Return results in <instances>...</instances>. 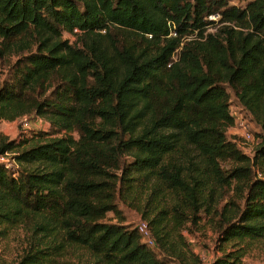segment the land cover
I'll return each instance as SVG.
<instances>
[{
	"label": "trees",
	"instance_id": "16d2710c",
	"mask_svg": "<svg viewBox=\"0 0 264 264\" xmlns=\"http://www.w3.org/2000/svg\"><path fill=\"white\" fill-rule=\"evenodd\" d=\"M11 57L0 121L35 114L58 134L0 130L15 164L0 163V237L26 236L15 264L81 250L90 264H197L183 231L200 213L219 226L210 264H242L264 239V142L248 156L226 139L228 89L264 130V0H0V66Z\"/></svg>",
	"mask_w": 264,
	"mask_h": 264
},
{
	"label": "rangeland",
	"instance_id": "374dc122",
	"mask_svg": "<svg viewBox=\"0 0 264 264\" xmlns=\"http://www.w3.org/2000/svg\"><path fill=\"white\" fill-rule=\"evenodd\" d=\"M230 5H236L243 7L245 5V0H228ZM209 19V18H208ZM218 19V18H217ZM208 31H214V27H209ZM64 38L70 39L73 41L75 36L64 33ZM15 60V57L5 59L0 66V80L6 79L8 75V70L10 65ZM230 93V102L232 107L236 109L235 105L237 100L234 97L231 90ZM243 116H245L243 114ZM245 118L250 122V131L253 135V140L243 141L241 137L240 130L236 127V120L234 118V124L227 128L226 130V139L232 143H235L237 148L241 150L244 154L252 156L256 148L260 143L264 142V130L259 123H257L252 117L245 116ZM0 130L6 135L9 140H16L17 142L22 141L23 139H30L36 135H40L42 138L57 136L53 130L50 122L47 119L36 116L35 114L24 115L14 121H0ZM76 137V134H74ZM9 162L14 166V162L10 156H7ZM126 161H130V157H124ZM230 163L223 162L222 166L226 169ZM233 193H227L224 201L229 200L232 197ZM223 201V202H224ZM118 208L122 211V217H124L125 222L132 228H135L137 223L142 221L140 215L130 210L120 203L117 202ZM201 219L195 226H186L188 227L183 231L185 240L190 248V250L198 256L200 259L197 264H208L215 257L221 255L216 247V237L218 231V221L217 217L213 215L206 216L204 213H200ZM105 221L115 222L116 218L112 212H108L104 219ZM26 244V236L24 231L19 228L11 231L8 236L4 239L0 237V264H15L18 259V256L21 253L22 248ZM68 264H90L91 261L87 258L86 254L81 250L73 253L72 256L68 257ZM242 264H264V239L258 241L252 249L242 258ZM169 264H179L175 260H170Z\"/></svg>",
	"mask_w": 264,
	"mask_h": 264
},
{
	"label": "built area",
	"instance_id": "2783aa9c",
	"mask_svg": "<svg viewBox=\"0 0 264 264\" xmlns=\"http://www.w3.org/2000/svg\"><path fill=\"white\" fill-rule=\"evenodd\" d=\"M219 16L217 14L214 15H210L208 16V18L210 20H217ZM208 30V28H207ZM231 115L235 118L236 120V127L240 130L241 132V137L243 138V141H251L253 140V135L250 131V122L243 117L238 111L237 109L231 108L230 109ZM11 154L9 153H4L0 155V163H2L5 167L7 168H15V165L12 166V164L9 162L7 156H10ZM12 158V157H11ZM13 162L14 159L12 158ZM136 229L138 231V233L141 236L142 242H144L146 245H148L149 247H154L155 243L154 240L151 236L150 230L148 228V225L145 221H140L139 223H137L136 225Z\"/></svg>",
	"mask_w": 264,
	"mask_h": 264
},
{
	"label": "crops",
	"instance_id": "0c3cea01",
	"mask_svg": "<svg viewBox=\"0 0 264 264\" xmlns=\"http://www.w3.org/2000/svg\"><path fill=\"white\" fill-rule=\"evenodd\" d=\"M211 262H209L208 264H210Z\"/></svg>",
	"mask_w": 264,
	"mask_h": 264
}]
</instances>
